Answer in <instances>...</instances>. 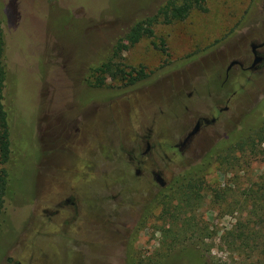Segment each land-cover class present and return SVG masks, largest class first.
I'll use <instances>...</instances> for the list:
<instances>
[{
	"label": "rangeland",
	"instance_id": "374dc122",
	"mask_svg": "<svg viewBox=\"0 0 264 264\" xmlns=\"http://www.w3.org/2000/svg\"><path fill=\"white\" fill-rule=\"evenodd\" d=\"M166 1L0 0L2 102L10 123V154L0 164L8 180L0 264H189L185 257L162 258L155 227L167 222L157 219L151 170L169 181L264 118V65L253 73L233 67L224 82L229 62L251 63L250 43L264 39V0H205V11L157 24L153 37L122 53L124 64L145 68L144 79L93 86L92 70L116 41ZM225 106L179 153L175 146L195 120ZM146 135L155 161L147 159L136 176L129 157L135 149L140 158ZM263 148L254 142L237 153L236 163H213L205 183L221 188L235 181L242 190L264 173ZM69 196L77 214L58 207ZM198 215L220 233L237 217L221 214L210 197ZM218 236L210 256L226 261Z\"/></svg>",
	"mask_w": 264,
	"mask_h": 264
},
{
	"label": "trees",
	"instance_id": "16d2710c",
	"mask_svg": "<svg viewBox=\"0 0 264 264\" xmlns=\"http://www.w3.org/2000/svg\"><path fill=\"white\" fill-rule=\"evenodd\" d=\"M204 3L205 0H167L153 15L136 21L116 41L111 56L92 70L95 76L92 85L102 87L110 79L131 86L144 79L145 68L142 65L133 67L124 64L122 53L140 40L153 37L154 26L157 24L185 20L194 10L205 11ZM160 42L165 51L164 41ZM5 47L0 24V164L6 163L10 154L9 114L2 102L7 75ZM254 142L258 147L264 144V118L247 133L223 139L196 163L166 181L163 187L158 186L153 199L160 208L157 219L162 218L167 222L155 227L161 238L159 242L164 252L162 258L174 261L185 257L192 260L189 264H264V173L249 179L242 190H239L240 187L235 181L221 188L207 186L205 183V176L213 163H236L240 158L237 153L242 154L245 146ZM261 153L264 155V148ZM7 182L6 170L0 169V211ZM207 197H210L212 204L219 207L221 214L237 213L235 222L221 233L198 215V210ZM218 234L219 244L216 247L228 253L226 261L215 262L210 256L212 248L215 247L213 239ZM178 246L183 248L175 250ZM149 264L162 263L155 261Z\"/></svg>",
	"mask_w": 264,
	"mask_h": 264
},
{
	"label": "flooded vegetation",
	"instance_id": "af4514ba",
	"mask_svg": "<svg viewBox=\"0 0 264 264\" xmlns=\"http://www.w3.org/2000/svg\"><path fill=\"white\" fill-rule=\"evenodd\" d=\"M254 46V48H253ZM250 50H251V54H252V61L251 63L247 64V60H238V59H234L236 60L238 63L235 64L234 66H232L229 70H225V79L224 82L227 80V76L229 74V71L233 68V67H238L240 70L243 71H249L251 73L256 72L257 70L261 69L262 66L264 65V39L262 41H252L250 43ZM257 58V61L254 63V60ZM233 61V60H232ZM231 62V61H230ZM229 62V64H230ZM228 64V65H229ZM228 110V107L225 106L224 108H217L214 107L213 108V113L211 115V118H207L205 116H199L196 120L195 123L193 125V127L196 125V123L199 122V126H198V130L197 133L195 135H193V137H191L188 141H186L185 143H182L183 140L185 139V137L187 136V134L192 130H191L184 136V138L178 142V144H176V148L178 150L179 153H183L184 150L186 148H188L194 141V139L196 138V136L200 133V131L202 130L203 127H208V126H212L214 125L217 120L218 117L215 116V113H222ZM216 111V112H215ZM213 119V121H212ZM208 121V123L206 122ZM149 135H146L143 137L144 139V143H145V148L142 151L138 150V155L140 158L137 157V152H135V149H132L131 153H130V157L129 160L131 163L136 165V169H135V175L136 176H141L142 172H141V166H143L146 162L147 159H151L152 162L155 161V156H153V152H154V145H151L149 142ZM154 173H157L158 175H160L161 177L164 178V174L161 170L158 169H153L151 170V174H152V179L155 185L159 186L155 181H154ZM166 181V180H165ZM58 207H68L71 208L72 210H74L75 214H77V203L75 200L74 196H69L68 198H65L63 200H61L58 203ZM44 212H47V210H44ZM59 210L56 209L54 210L51 214H58ZM9 261H11L10 258H8ZM16 264H19V262H16Z\"/></svg>",
	"mask_w": 264,
	"mask_h": 264
},
{
	"label": "water",
	"instance_id": "95a60500",
	"mask_svg": "<svg viewBox=\"0 0 264 264\" xmlns=\"http://www.w3.org/2000/svg\"><path fill=\"white\" fill-rule=\"evenodd\" d=\"M253 48H254V46H253ZM256 61H257V58L254 60V63ZM237 63L238 62L236 60L231 61L230 64L228 65V67H227V70H229L232 66H234ZM212 121H213V119H212ZM206 122L208 123V121H206ZM198 126H199V122L196 123V125L192 128V130L187 134V136L185 137V139L183 140L182 143H185L191 137H193V135H195L197 133ZM154 181L161 187H163L166 184V181L163 179V177H161L157 173H154Z\"/></svg>",
	"mask_w": 264,
	"mask_h": 264
}]
</instances>
